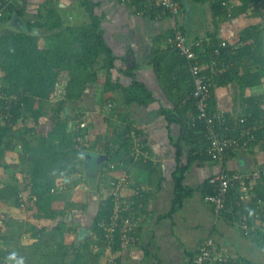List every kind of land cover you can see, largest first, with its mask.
I'll return each mask as SVG.
<instances>
[{"label":"crops","instance_id":"crops-1","mask_svg":"<svg viewBox=\"0 0 264 264\" xmlns=\"http://www.w3.org/2000/svg\"><path fill=\"white\" fill-rule=\"evenodd\" d=\"M89 1L95 5L93 11L99 17L104 43L115 57L114 68L109 72L110 82L120 88L104 90L106 72L100 68L102 59H99L98 82L88 84L82 98L69 104V109L65 107L71 113L69 117L63 112L64 118L69 121L67 132L80 130L82 135L77 138L79 146H83V141L85 146H94L95 151L85 150L82 153L83 165L76 167L72 175L77 177L71 181H68L70 177L67 175L55 177L56 192L50 193L55 195L57 205L53 219L43 218L32 207L14 206L11 200L0 202V233L5 234L4 241L0 237V264H16L18 260H22L23 264H106L110 259L114 264H192L200 244L209 239L213 241L215 250L230 255L231 264H264L263 241H259L258 236L245 233L240 224L245 216L248 226L253 224L252 220H260L258 212L248 215L247 208L251 204L236 215L223 214L219 217L214 206L206 203L203 196L204 185L210 177L223 169L229 172L242 170L240 156L244 157L249 169L264 164L262 139L259 145L252 146L245 154L231 155L223 164L209 159L205 152V139V143H187L185 137L189 128L193 129L196 117L187 113L185 119H179L174 108L179 99L190 98L192 78L188 64L176 63L175 54L166 47V39L177 23L189 41L200 38H210L215 44L225 41L228 44L225 51L242 44L241 36L246 29H257L260 41L254 49L263 58L260 63L249 64L248 71L258 73L260 83L241 90L233 78L235 74L218 76L209 109L214 114L222 111L229 119L249 116L250 122L259 123L264 120V13L248 8L245 12L226 17V14H216L213 9V4L222 0H205L204 3L180 0L181 10L176 23L169 17L158 19L154 17L155 13L138 15L137 12L142 10L137 4L127 6L119 0ZM17 3L24 6L23 20L27 22L43 24L47 22L48 11L51 10L59 17L62 30L90 23L87 12L77 0H17ZM220 7L225 12L221 3ZM23 20L16 17L0 24V34L5 31L20 32ZM32 33L38 34L40 46L51 44L45 28H35ZM221 62L233 67L228 56ZM229 65L223 64L226 67L223 75ZM133 81L142 85L145 96L149 95L152 102L147 105L123 103L121 89L129 87ZM257 106L259 109L263 106V110L255 116L252 111L257 110ZM77 115L80 122L77 125L81 127H76L77 120H71L78 119ZM170 116L174 117L173 121ZM102 118L104 122L98 121ZM49 121L52 120L43 118L38 134L26 139L31 146H37L39 136L52 133L51 129L47 130ZM32 126L31 118L26 116L17 120L12 128L22 131ZM98 128H103V131ZM119 134L128 138L126 149L129 151L130 146V151L119 157L117 166L114 164L117 160L112 161L105 150L108 148L113 153L120 149ZM52 137L57 144L56 135ZM116 139L118 143H115ZM17 149L20 151L16 159L12 157L8 164H4V160L9 159ZM62 150L65 151L64 148ZM14 151L6 152L0 162V168L5 169V165H9L8 168L17 171L9 176L3 175L0 194L6 192L7 184H11L28 196L31 160L29 157L20 159L22 142L14 146ZM84 153L105 155L107 160L96 164L94 159H85ZM110 165H114L117 171H110ZM81 174L91 182V190L83 182L80 183ZM123 174L126 176V183L121 186L123 199L133 202V198L137 197L139 201L132 217L134 229L130 235L136 241L128 245L120 243L117 250H100L95 248L97 240L91 225L101 202L107 198V185ZM64 181L68 187L66 184L65 188H61L60 184ZM24 185H28L25 190L22 189ZM177 185L189 189L190 193L181 207L172 211ZM58 226L60 231L55 233L38 231ZM79 229L88 231L82 241L76 240ZM88 237L94 240H90L91 249L88 252L84 250L83 261L77 262L78 252L75 250ZM13 255L15 259L10 258Z\"/></svg>","mask_w":264,"mask_h":264},{"label":"trees","instance_id":"trees-1","mask_svg":"<svg viewBox=\"0 0 264 264\" xmlns=\"http://www.w3.org/2000/svg\"><path fill=\"white\" fill-rule=\"evenodd\" d=\"M77 1L87 12L90 23L82 26L68 27L62 30L60 29V19L54 14V11H48L50 14L49 17L46 18L47 22L43 24L39 22L31 23L23 20L25 9L24 6L17 3V0H0V24L16 17L24 21L23 29L20 32L5 31L0 34V93H2L5 98L13 99L10 103L9 119L5 124H2L0 119V162L4 159L6 152L14 151L16 135L20 137V141L22 142V154H20V159L26 160L27 157H29L31 160L28 172L30 182L28 196H25L24 193H20L21 191H19L20 188L18 186L7 184L4 189L7 195L4 196L3 192L0 194V198L7 201L11 200L14 206H20L21 202L19 201V195L22 194V196L25 197V200L22 202L24 207H32L37 214H40L45 219H53L56 216L57 209L54 208H57L55 195L50 194V190L56 186L55 177L72 175L74 171H76V167L83 165L84 159L82 158V153L85 150L95 149L94 146L89 145L79 146L77 138L82 135L80 130H76L77 132H67L69 121L64 118V108L67 107L69 109V104L79 101L88 84H95L98 82L99 72L97 67L99 59H102V66L100 68L105 69L106 72L105 82H103L104 90L120 88L117 84H112L110 82L109 72L114 68L113 64L115 57L102 38V33L99 28V17L95 15L93 11L95 5L89 0ZM144 1L145 0H143L142 3H144ZM194 1L198 3L205 2V0ZM239 1H241L243 5L234 10L232 16L240 12H245L248 9L247 2L249 0ZM220 3L221 1L213 4V9L216 14L223 15L225 12L222 11ZM141 8L142 5L139 4V9ZM35 28H45L47 30L49 34L48 39L51 40L49 46H40L38 34L32 33ZM56 29H58V31H56ZM257 35V29L253 28L252 31L246 29L241 36L240 42H242V44L239 47H230L229 50L225 51L224 49V51H222L221 60L223 61V59L228 56V59L232 61L233 67L231 68V65L222 62V64L225 63L229 65V67L227 66L228 69L225 75L221 74L219 78L235 74L233 78L239 83L241 90L247 87L252 88L260 83L258 80L259 74H252L248 71L249 64L262 62V55H260V52L255 53L256 50L254 49V47L259 46L260 40ZM230 51L234 54H231ZM171 52L175 54L178 60L176 63H179V65L187 64V61L179 56L177 52ZM239 73L240 76H238ZM61 81L67 82L65 98L62 101L53 103L51 101L55 84ZM121 90L123 103L125 105L133 103L147 105L153 100L149 99V95L145 96L142 85L136 81H133L129 87L122 88ZM3 103L4 101L2 102V100H0V115ZM262 110L263 106H261L260 109L257 106V110L252 112L255 116H258ZM174 111L179 119H185L187 113L194 115V117L197 115L194 100L191 98L179 99L175 104ZM69 114H71L70 111ZM26 116L31 118L33 126L29 129H24L19 135L12 130V126L17 120L20 118L25 119ZM170 117L172 118L171 121H173L174 117ZM43 118L52 120L54 127L53 132L49 135L39 136L37 146H31L29 141L25 140V138L23 139V134L32 135L33 137L36 136L42 126L40 121ZM77 123H80L79 120ZM190 127L192 126L190 125ZM127 128L124 129L125 131L123 130V132H126ZM263 130L256 131L255 134L260 140L262 139L263 143L261 146L264 148ZM54 134L58 140L57 144L54 141L55 138L53 139L52 137ZM118 137H121L118 145L120 149L113 153L108 151V148L105 150V153L107 152V155L112 161L117 160L114 163L117 164V166L120 161L119 157L121 158L129 154L130 151V146L129 151L126 149V145H128L129 142L128 138H125L122 134ZM185 141L189 144L199 143L200 141L204 142L202 127L197 122L196 118L194 120L193 129L189 128ZM115 143H118V139L115 140ZM77 145L78 147H76ZM63 148L65 151L62 150ZM242 154L245 153L243 152ZM8 166L9 165H5V168H8ZM27 188L28 185L22 187L23 190ZM255 189H258L257 186ZM189 193V189L177 185L172 211L178 210L181 207L182 201L185 197L189 196ZM203 194V196L211 194V187L208 185V182L204 185ZM34 196L36 200L32 202L31 199ZM234 198L235 196L229 201V207H233ZM262 199L264 200V197ZM128 202L129 201H127L125 215L133 217L136 213L139 201L137 197H134L133 202ZM112 209L113 204L111 199H104L91 225L93 236H95L97 247H99L100 250L105 249V244L102 242V237L99 233L100 230L97 225L100 222L108 220ZM255 210V205H250L247 208L248 215L253 212H258ZM40 230L43 234L52 231L55 233L58 230L60 231V227H54L48 231L45 228H41L38 231ZM257 238L259 241H263L261 238ZM91 239L94 241L93 237H88L83 242L82 246L75 250V252H78L77 262L78 260L83 261L86 255V253L83 254L84 250L88 252V250L91 249ZM115 241L111 250L113 248V250H117L118 247L121 246L119 240L115 239ZM262 244V247H264V241ZM71 247L73 248L74 245H71ZM77 264H79V262ZM106 264L109 263L107 262Z\"/></svg>","mask_w":264,"mask_h":264},{"label":"built area","instance_id":"built-area-1","mask_svg":"<svg viewBox=\"0 0 264 264\" xmlns=\"http://www.w3.org/2000/svg\"><path fill=\"white\" fill-rule=\"evenodd\" d=\"M119 1L127 6L140 4L142 11L137 12L138 15L155 13L154 17L158 19L169 17L176 21L181 10L178 0H145L144 3H142L143 0ZM221 5L225 8L226 17H232L231 13L243 4L239 0H222ZM247 8H255L264 13V0H249ZM166 47L170 51L177 52L187 61L193 86L190 98L194 100L197 111L196 120L202 127L206 141L205 152L209 159L214 163L223 164L231 155H241L252 146L259 145L260 139L255 132L264 129V120L253 123L248 120L249 116L231 117L229 119L224 112L220 111L214 114L209 109V100L215 79L226 68L223 67L221 56L228 44L225 41L215 44L210 38L189 41L177 23L172 28V34L166 39ZM66 86V81L55 84L51 102L57 103L65 98ZM0 100L4 101L0 119L5 124L9 119L10 103L13 99L5 98L0 93ZM109 169L110 171H117L114 165H110ZM207 182L211 187V194L205 195L204 201L214 206L215 213L219 217H222L223 214L236 215L248 205H255L260 220L254 222L251 219L253 224L248 226L245 216L240 224L245 233L252 234L254 237L258 236L264 241V200L262 199L264 197V164L247 171L229 172L223 169L210 177ZM124 183H126L125 174L117 176L107 185L109 191L107 198L111 199L113 209L108 220L97 225L107 251L116 242L115 239L119 240L122 245L136 241L134 237L130 236L134 229L132 217L125 215L127 201L123 199L121 193V186ZM66 184L65 181L61 182L60 187L65 188ZM256 186L258 189H255ZM55 192L56 189L54 188L50 190V193ZM234 196L233 207H229V201ZM23 200L25 197L20 194L21 207L24 206ZM31 200L34 202L36 197H32ZM231 260L230 255L221 254L215 250L213 241L209 239L200 244L192 259V264H227ZM108 263L114 264L111 259Z\"/></svg>","mask_w":264,"mask_h":264},{"label":"rangeland","instance_id":"rangeland-1","mask_svg":"<svg viewBox=\"0 0 264 264\" xmlns=\"http://www.w3.org/2000/svg\"><path fill=\"white\" fill-rule=\"evenodd\" d=\"M248 10V9H247ZM50 108V107H49ZM76 117H78V120H79V116L77 115ZM104 118H102V120H98V121H102V122H104V120H103ZM78 120H77V122H78ZM72 121H74V120H72ZM76 122V121H75ZM77 122H76V127H79L80 126V124L79 125H77ZM51 124V125H50ZM106 124V123H105ZM48 127H47V130H50L51 129V131L53 132V123H52V121H49V124L47 125ZM74 127V124L73 125H71V128H73ZM81 127V126H80ZM105 127V126H104ZM49 128V129H48ZM70 129V128H69ZM99 129V128H98ZM96 129V131H103V128L101 129ZM12 130L13 131H15L17 134H19L20 135V133H22L23 132V130L22 131H20V129L19 128H12ZM24 135V134H23ZM26 135V137H23V139L25 138V140L27 139V138H29V137H33L32 135L31 136H29L28 134H25ZM24 135V136H25ZM19 139V140H18ZM35 140V139H34ZM20 137L19 136H17L16 135V139H15V145L16 144H20ZM82 143H83V146H85V142H83L82 141ZM20 150L19 149H17L16 151H14L12 154H11V157L9 158V159H5L4 160V164H8L9 163V160L10 159H12V157H13V160H15L16 159V154H17V152H19ZM17 162V161H16ZM18 163H20V162H18ZM2 170H4L3 171V173H1L2 172ZM102 171H104V170H102ZM15 172H17V171H15V169H11V168H0V181L1 180H3L2 178H3V175H5V176H9V175H12V174H14ZM19 173V172H18ZM68 177H70V178H68V181H71V179H74L75 177H77L76 175L75 176H73V175H67ZM71 176H73V177H71ZM63 177H64V175H63ZM80 179H82V181H80V183L81 182H83L85 185H86V188L88 189V190H91L90 189V187H92L91 186V182H89V181H87L86 180V176H84L83 174H81V177H80ZM64 180H65V178H64ZM85 181H87V182H85ZM103 182V181H102ZM76 186V185H75ZM4 193H3V195L4 196H6L7 195V193L5 192V191H3ZM89 193V192H88ZM3 201V199L2 198H0V202H2ZM0 234H2V233H0ZM1 237V239L4 241V237H5V234H2V236H0ZM106 250V249H105Z\"/></svg>","mask_w":264,"mask_h":264},{"label":"water","instance_id":"water-1","mask_svg":"<svg viewBox=\"0 0 264 264\" xmlns=\"http://www.w3.org/2000/svg\"><path fill=\"white\" fill-rule=\"evenodd\" d=\"M21 23V21H20ZM22 24V23H21ZM63 112L69 117V111L67 108H64ZM85 159H94V162L96 164H100L103 161L107 160V157L105 155H98V154H90V153H84L83 154ZM240 164H241V169L242 170H248L249 169V165L246 163L245 159L243 156H240ZM88 234V231L84 230V229H79L76 235V240H84L85 236Z\"/></svg>","mask_w":264,"mask_h":264},{"label":"clouds","instance_id":"clouds-1","mask_svg":"<svg viewBox=\"0 0 264 264\" xmlns=\"http://www.w3.org/2000/svg\"><path fill=\"white\" fill-rule=\"evenodd\" d=\"M11 259H15V255H13L12 257H10ZM16 264H23V261L22 260H18L16 262Z\"/></svg>","mask_w":264,"mask_h":264}]
</instances>
